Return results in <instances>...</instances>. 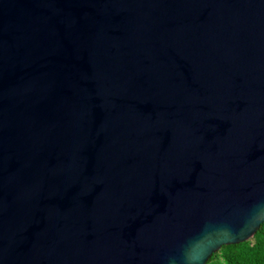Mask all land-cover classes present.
I'll return each mask as SVG.
<instances>
[{"label": "water", "instance_id": "water-1", "mask_svg": "<svg viewBox=\"0 0 264 264\" xmlns=\"http://www.w3.org/2000/svg\"><path fill=\"white\" fill-rule=\"evenodd\" d=\"M264 223V0H0V264H207Z\"/></svg>", "mask_w": 264, "mask_h": 264}, {"label": "trees", "instance_id": "trees-1", "mask_svg": "<svg viewBox=\"0 0 264 264\" xmlns=\"http://www.w3.org/2000/svg\"><path fill=\"white\" fill-rule=\"evenodd\" d=\"M207 264H264V238L258 239L255 234L245 242L224 245Z\"/></svg>", "mask_w": 264, "mask_h": 264}, {"label": "clouds", "instance_id": "clouds-1", "mask_svg": "<svg viewBox=\"0 0 264 264\" xmlns=\"http://www.w3.org/2000/svg\"><path fill=\"white\" fill-rule=\"evenodd\" d=\"M258 239L264 238V224L260 225V230L256 233Z\"/></svg>", "mask_w": 264, "mask_h": 264}]
</instances>
